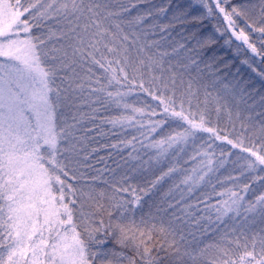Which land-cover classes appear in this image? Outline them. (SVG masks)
I'll list each match as a JSON object with an SVG mask.
<instances>
[{"label": "snow or ice", "instance_id": "6c2138e0", "mask_svg": "<svg viewBox=\"0 0 264 264\" xmlns=\"http://www.w3.org/2000/svg\"><path fill=\"white\" fill-rule=\"evenodd\" d=\"M197 3L206 15L193 20L222 17L223 26L215 31L227 37L225 44L234 38L264 59V0ZM135 7L123 0H0V264H163L160 252L173 257L175 264H264V237L259 251L255 237L202 247L197 242L182 249L185 237L176 239L170 220L137 219L136 208L147 191L126 184V177L111 184L107 223L84 211L83 198L94 199L91 189L85 193L79 186L86 179L81 169L90 167L85 163L89 130L84 122L95 124L98 117L124 134L112 148L130 149V159H139L143 151L149 161L163 165L152 187L182 176L174 185L180 194L177 205L202 184H211L224 166L225 160L215 159L216 141L247 153L238 157L244 161L242 174L255 173L264 187V112L258 113L257 122L238 108L234 112L228 96L216 87L219 77L206 81L196 57L173 62L179 49L202 55L213 37L196 39L193 33L194 47L180 44L169 52L161 44L166 37L150 38L169 25L149 23L150 11L133 16ZM173 19L183 21L186 14ZM102 109L118 114L105 119L100 117ZM222 115L234 131L240 122L233 138L219 128ZM201 133H207V139ZM185 157L198 165L183 167ZM250 187L244 183L239 191L215 193L213 185L216 203L211 196L201 201L207 219L211 221L209 213L214 211L219 228L225 217L253 212L257 205L264 216V194L255 203L245 201ZM193 207L198 205L186 206L187 215ZM110 240L121 250L106 247Z\"/></svg>", "mask_w": 264, "mask_h": 264}, {"label": "trees", "instance_id": "16d2710c", "mask_svg": "<svg viewBox=\"0 0 264 264\" xmlns=\"http://www.w3.org/2000/svg\"><path fill=\"white\" fill-rule=\"evenodd\" d=\"M133 2L136 4V7L132 10L133 16L146 10V12H152L154 15L153 22H158L157 24L160 26H165L164 23L168 21L170 23L175 21L180 22V25L177 28L176 25H174L170 31L166 28L164 32H159V29H157L158 34L150 37L151 39L157 40L161 39V37H166L161 41V44L162 48L167 51H171L175 45L178 44L180 38L187 40V47H194L196 40L191 39L193 33H195L196 39H203L212 36L214 42L208 48L202 50V55L197 56L196 52L188 53L184 50V53L182 52L183 56L186 57L187 55H192L198 59L199 70L203 78L207 79L212 76L215 78L219 77L218 83L221 84L216 87L223 85L222 80H227L236 85L239 83L237 88L242 92L241 98H244L242 104L246 103L251 106L249 112L241 111L242 115L245 117L255 116L259 119L261 118L258 113L264 112V78L261 76L264 69V59L251 53L246 45H236L235 43H232L231 45L225 44V39L227 37H221L220 34L215 31L217 26H223L220 23L222 17L219 19L213 17L205 18L203 20H193L192 18L194 16H202L206 14L199 8L194 7L191 1L188 0H167L166 2L164 0L165 4L163 3L162 5H160V0H123V3L125 4ZM175 2L176 4L178 3L177 6L180 8V15L186 14V17L189 16V19L186 18L183 19V21L174 20L168 16L167 11L165 13L159 11L160 9H164L167 5L169 7L170 5H175ZM242 2H244V0H230V3L233 4ZM251 2L257 3L258 0H251ZM142 7L144 9H142ZM185 9H187V12L184 13L183 11H185ZM252 38L253 42L256 43L257 48H260V41L257 38V34H253ZM164 43H168L170 46L164 45ZM179 53L180 51L173 54L174 63L179 61V58L182 57V53ZM213 57L214 59H210ZM206 63H211L212 67H206ZM226 68L228 69V75L226 78H223V72ZM192 72L195 74L196 69L193 68ZM237 92L240 91L237 90ZM148 101H151L150 97L148 98ZM84 111L88 112L89 109L85 107ZM105 112L106 111L102 109L100 117L106 119L108 115H106ZM116 114H118L117 111L115 115ZM224 122L227 125H225ZM84 123L89 130L88 139L84 144V154L88 156V160L85 161V163L90 165V167L81 169V171L85 173L86 179L80 181L79 186L83 187L85 193H88L91 189V195L94 198L91 201L88 200L87 196L83 198L85 201L84 211L93 212L96 221L102 219L107 223L109 219L107 212L110 210L109 197L112 195L111 184L116 181H121L126 177V184L147 191V194L142 197L141 205L136 208L137 219L141 216L145 218L155 216L162 217L166 221L170 220L173 227L176 229V239L179 241L181 235L185 237V241L181 242V248L183 249L185 246L189 245L195 246V244L205 236L203 231L204 224H202V222H196L199 220V215H195L194 218L191 217V219H188L183 211H178L179 208L177 206L169 207L170 204H174L175 200L172 198L173 196L171 197L165 192V189L168 186L166 180L161 181L155 187H152V182L160 175V170L151 171L149 173L134 171L132 168L134 165L142 162L141 157L139 159H130L127 154L128 150H123L121 147L112 148L111 145L119 144L117 142V136L111 135V132L107 130L106 122H101V119L98 117L95 124L90 121H85ZM221 127H223V131L221 130L222 133L231 130L229 122L227 123L222 116L219 121V128ZM117 165H119V167H117ZM105 169H107V171H105ZM112 169H115L114 173L112 172ZM101 173V179L95 181L91 179V177L97 176ZM105 180L109 183H105ZM244 183L251 185L250 192L248 191L247 202L254 203L259 195L264 194V187L261 185H255L260 184L258 180H246L241 185H235V190L239 191ZM228 188H231V186ZM101 192L104 193L103 196L100 195ZM203 194V190L196 193L194 196L195 201L199 200V196ZM97 205H103V209H99ZM258 219L262 220L259 227L257 225ZM250 220L252 221V224H250L251 227L256 226L259 229H262V232H251L244 227L243 230H237L235 235H230V238L234 239L235 237L237 239V237H239L241 243H243L245 240L250 242L252 238L255 237L257 239V244L259 245V240L264 237V216H250ZM239 224L240 226L242 225V223ZM223 226L224 225L222 224V226L219 227L218 232L211 233L212 235L207 237L204 244L216 242L227 243L230 239L229 236L226 235L225 237L223 235L226 233V229ZM193 237H195V239ZM221 237H225V239L221 241ZM186 241L187 243H185ZM161 242L162 240L159 238L156 241L157 244ZM106 247L115 248L116 251L121 250L120 246L117 245L114 240H110ZM125 251H127V249H125ZM155 254L156 253L154 252V255ZM159 255L163 258V264H175V259L173 257L165 256L163 252H160Z\"/></svg>", "mask_w": 264, "mask_h": 264}, {"label": "rangeland", "instance_id": "374dc122", "mask_svg": "<svg viewBox=\"0 0 264 264\" xmlns=\"http://www.w3.org/2000/svg\"><path fill=\"white\" fill-rule=\"evenodd\" d=\"M160 1H161L160 5H162L163 3L165 4V2L167 0H165V2H164V0H160ZM188 1H191V3L193 4L194 7L199 8L200 10H202L205 13V10L203 9V6L198 4L197 0H188ZM177 4L175 2V5H173V6H171V5H170V7L168 5L165 6L164 9H166V11L168 12V16L170 18H173L174 16L180 15V10H179L180 8H179V6H177ZM143 7H142V9H144ZM183 12L184 13L187 12V9H185V11H183ZM141 13H146V10L145 11H141ZM188 17L189 16H187L186 18H188ZM153 21H154V15H152V17L149 18V23H154V24L158 23V22H153ZM164 24L165 25H169V27H167V28L170 31L171 28H173L174 25H176V28H177L180 25V22H178V21L176 22L175 21V22H171L170 23L168 21V22H165ZM187 43H188L187 40H184L183 38H180L178 44H176L174 48H178V46L180 44H186V46H188ZM233 43H235L236 45H240L241 44V42L235 41L234 38H233ZM164 45H169V44L168 43H164ZM184 50L185 49H179L178 51H180V53H182V52L184 53ZM169 52H171V51H169ZM183 53L181 54L182 57L179 58V62H183L184 59H185V56H183ZM227 72H228V69L227 68L224 69L223 78L227 77V75H228ZM261 76L264 78V69H263V72L261 73ZM204 79L206 81H210V80L215 79V77L212 76V77H208L207 79L206 78H204ZM222 83H223V85L220 86V87H217V88L220 90L221 94L228 96L229 100L232 102V104L234 106L233 107V111L235 112L237 110V108H238V110H240L242 112H246V111L249 112V110L251 109V106L247 105L246 103L242 104L244 102L243 101L244 98H241L242 92H241V90L239 88H237V86H239V83L236 85V84L231 83V82H229L227 80H222ZM220 84L221 83H217V86L220 85ZM237 90H239L240 92H237ZM144 99H145V97L143 95H141L140 96V100L143 101ZM149 102H151L153 104L156 103L154 101H149ZM251 103H252V101H251ZM255 105H256V103H255ZM138 106H141V105H138ZM115 113H116L115 109H109L108 111L105 112V114L108 115L107 118L115 116ZM222 117L228 123L227 116L226 115H222ZM246 117H248V116H246ZM214 120H215V117H213V122L215 123L216 120L215 121ZM252 120L257 122L260 119L258 117L253 116ZM225 125H227V124L225 123ZM106 127L108 128L107 130L109 132H111V135L117 136V142L119 144L120 140H122L124 138V134L121 133L120 130H118V129L117 130H113L111 124L106 123ZM229 127H230L231 130L230 131H224V132H227L229 134L231 133L230 136L231 135L232 136L230 138H233L239 132L240 123L239 122L236 123L235 131L232 130L233 128H232L231 124H229ZM222 128L223 127H221L220 129L223 131ZM137 135H138V133H137ZM200 135L202 137H204V139H207V137H208L207 133H201ZM129 138H130V136H129ZM123 150H128V153L130 151V149H127V148H123ZM214 151H215V159L217 161H219L221 159L225 160L224 166L220 167L219 170L215 173V175H213L211 184H202L191 195V197H188L186 195V199H185L184 203H182L180 205H177V200H179L180 194L174 188V185L176 183H179V180L182 179V176L173 177V178H165V180L168 182V186L165 189V192L168 195H170L171 197L173 196L172 198L175 200V202L172 205L177 206L179 208L178 211H183L185 213L184 215L188 219L189 218L191 219V217L194 218L195 215L196 216L199 215L200 217H205L204 219H199L200 220L199 223L202 222V224H204V229L208 228L209 231L207 233L204 232L205 236L200 241H198V242H200V246L201 247L205 243L207 237L212 235L211 233L218 232V230H219V228L216 227V224L218 222H216V220H215V212L213 211V212L209 213V215H211V221H209L207 219V215H206V213L204 211V204L201 201L206 196H211V203L214 204V203H216V200H217V196L215 195V193L226 191L227 189H229L228 187H230V186H231L232 189L235 190L236 189L235 185H237V184L241 185L246 180L257 181L255 179V175H256L255 173L243 172V174H242L243 170L241 168V165L244 163V161L242 159L238 160V157L247 156L248 155L247 153L240 152L239 149H233L231 147V145H228L226 142H222V141H216L215 142ZM222 151L224 153L223 156H221V152ZM229 153H231V155H229ZM190 155H191V153H190ZM128 157H129V155H128ZM140 157L142 159L141 160L142 162H140L139 164L133 166L132 169L134 171L149 173L151 171H158V170L161 169V167H163V165H157L155 163V160L149 161V156L147 154H145L143 151L140 152ZM185 160H187L188 162H187V164H182L183 167H187V168L191 169L192 167H196L198 165V161L197 162H193V161L189 160L188 157H185ZM164 170L166 171L167 168L164 167ZM260 175L264 176V173H260ZM229 176L237 178V182L234 183L233 181L229 180L228 179ZM217 181H219V183ZM213 185L215 186V193L213 192ZM255 185H261V182H260V184H255ZM201 190L204 191V194L199 196V200L195 201V199H194L195 194L198 193ZM249 192H250V189H249ZM247 197H248V193L245 195V201L246 202H247ZM189 204L198 205V207H193L190 210L192 215H187L186 212L184 211L186 206L189 205ZM241 214H242L241 216H235V217H233L231 219L229 217H225L224 218L225 223H223V225H224L223 227L226 229L227 236H229L230 240H236L235 237H234V239L233 238L231 239L230 235H232V236L235 235V232L237 230H239V231L243 230L244 227H245V229H247V230H249L251 232H255V231H261L262 232V229L258 228L260 226L261 222H262L261 219L257 220L258 227H256V226H252L251 227V225H250V224H252V221L250 220V216H255V215L259 216V215H261V212L259 210V205H257V208H256L255 211H253V212H243L242 211ZM240 219H241V221H240ZM238 222L242 223V225L240 226V224ZM221 226H222V224L219 225V227H221ZM223 235L225 236V234H223ZM185 243H187V241ZM257 251H259V245L257 246Z\"/></svg>", "mask_w": 264, "mask_h": 264}]
</instances>
